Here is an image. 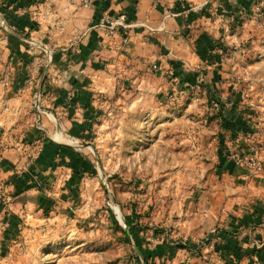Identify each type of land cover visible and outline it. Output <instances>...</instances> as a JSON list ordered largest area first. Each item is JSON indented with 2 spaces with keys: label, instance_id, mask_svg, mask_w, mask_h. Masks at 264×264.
<instances>
[{
  "label": "rangeland",
  "instance_id": "1",
  "mask_svg": "<svg viewBox=\"0 0 264 264\" xmlns=\"http://www.w3.org/2000/svg\"><path fill=\"white\" fill-rule=\"evenodd\" d=\"M257 4L226 25L209 10L213 41L198 42L207 51L201 73H184V84L152 67L95 94L85 78L62 88L74 59L60 65L77 53L21 33L0 5V264H214L217 226L205 207L221 206L214 194L232 183L247 194L253 186L263 213L248 228H264V0ZM232 5L241 14L244 5ZM236 157H258L263 172ZM251 240L264 244L260 232Z\"/></svg>",
  "mask_w": 264,
  "mask_h": 264
},
{
  "label": "crops",
  "instance_id": "2",
  "mask_svg": "<svg viewBox=\"0 0 264 264\" xmlns=\"http://www.w3.org/2000/svg\"><path fill=\"white\" fill-rule=\"evenodd\" d=\"M233 1L93 0L97 10L86 8L82 0H15L9 4L4 1L0 5L10 13L7 23L21 33L32 31V36H36L33 39L41 43H51L57 47L66 45L67 49L61 51L72 49L77 53L72 57L74 69L69 73L63 72L66 73L65 79L70 80L61 85L62 88L70 91V86L75 82V87L79 88L78 78H85L88 91L95 94L99 90L129 84L131 80L138 82L136 76L151 73L152 67L179 75L183 84L184 73H201L202 68L198 63L207 51L202 52L198 42L211 44L213 41L208 35L210 30L205 28L210 24L209 10L212 9L213 15L217 14L222 24L226 25L224 19H245L252 3L256 4L257 12L261 9V4H257L259 0H239L244 5L239 14L232 5ZM119 14L128 15L132 28L128 33L122 32L119 37L106 39L104 32L95 26L103 15ZM49 26L53 27V31L49 33L51 35L47 33ZM123 33L129 35V43L122 41ZM203 36L207 38L203 40ZM71 80H74L73 83ZM94 98L95 95L91 101ZM58 102L53 101V107L56 105L61 108ZM71 102L75 105L74 101H70L65 106ZM42 129L43 127L39 128L40 134L45 133ZM18 150L21 151L22 147ZM234 186L236 184L232 183L231 187L222 188L214 194V201L220 200L221 206L211 205V202L205 207L208 217L217 226L216 229L233 233L222 247L218 262L214 264H264L263 260L259 261L258 257L250 255V251L254 250L259 251V255L261 251L264 252V244L251 240V235L257 232L264 236V228H248L252 223L258 224L256 216L263 213V209L255 204L261 202L249 195L253 192L252 185L249 186V194L243 193L238 187L234 189ZM261 200L264 205V196ZM193 247L184 249V255H193L196 250ZM167 251L170 252L169 249L165 250ZM170 258H165L164 262Z\"/></svg>",
  "mask_w": 264,
  "mask_h": 264
},
{
  "label": "built area",
  "instance_id": "3",
  "mask_svg": "<svg viewBox=\"0 0 264 264\" xmlns=\"http://www.w3.org/2000/svg\"><path fill=\"white\" fill-rule=\"evenodd\" d=\"M82 3L86 8L97 10V6L94 4L93 0H82ZM131 24L132 22L126 14H119L116 16L103 15L100 18V22L95 26V28L101 29L104 32L106 39H111L119 37L120 35H122V32L128 33L132 28ZM122 41L125 43H129V35L124 34V38H122ZM234 161L237 165L251 170L253 175L259 176L263 172V163L258 159V157H251L248 160L236 157ZM218 230L219 229H215L213 231L211 239L213 240L214 252L217 254V256L220 257L219 252H217V250L215 249L216 245H219L222 241L221 237L217 236Z\"/></svg>",
  "mask_w": 264,
  "mask_h": 264
},
{
  "label": "trees",
  "instance_id": "4",
  "mask_svg": "<svg viewBox=\"0 0 264 264\" xmlns=\"http://www.w3.org/2000/svg\"><path fill=\"white\" fill-rule=\"evenodd\" d=\"M262 14L264 16V9L262 10ZM72 55H73V53H71V51H68L67 52L66 61L63 62L60 66H63L64 64H67L68 62H71L72 61ZM58 62H59V60H55L54 59V64L57 65ZM217 236L221 237L222 241H221V243L219 245H216L215 249L217 250V252L221 253L222 247L224 245H226V243L229 241L230 237L233 236V235L231 233H225L224 231H221V230L219 231L218 230V235ZM184 249H187V247H184ZM262 254H264V252H262V251H261V255H259V251H257V250H254L253 252L250 251L251 257H258V258H260L259 261L264 260V257L263 258L260 257V256H262ZM263 263H264V261H263Z\"/></svg>",
  "mask_w": 264,
  "mask_h": 264
},
{
  "label": "bare ground",
  "instance_id": "5",
  "mask_svg": "<svg viewBox=\"0 0 264 264\" xmlns=\"http://www.w3.org/2000/svg\"><path fill=\"white\" fill-rule=\"evenodd\" d=\"M62 134L61 133H58L57 135H56V140L57 141H60V142H62L63 141V139H62V136H61Z\"/></svg>",
  "mask_w": 264,
  "mask_h": 264
},
{
  "label": "water",
  "instance_id": "6",
  "mask_svg": "<svg viewBox=\"0 0 264 264\" xmlns=\"http://www.w3.org/2000/svg\"><path fill=\"white\" fill-rule=\"evenodd\" d=\"M43 83H44V80H43V82H42V86H43Z\"/></svg>",
  "mask_w": 264,
  "mask_h": 264
}]
</instances>
